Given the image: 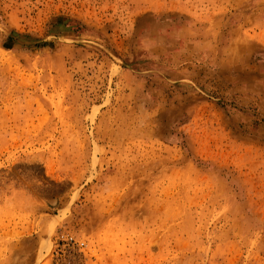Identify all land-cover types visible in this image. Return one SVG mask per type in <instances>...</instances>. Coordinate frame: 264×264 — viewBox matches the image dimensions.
Returning a JSON list of instances; mask_svg holds the SVG:
<instances>
[{
    "label": "rangeland",
    "instance_id": "374dc122",
    "mask_svg": "<svg viewBox=\"0 0 264 264\" xmlns=\"http://www.w3.org/2000/svg\"><path fill=\"white\" fill-rule=\"evenodd\" d=\"M0 264H264V0H0Z\"/></svg>",
    "mask_w": 264,
    "mask_h": 264
},
{
    "label": "built area",
    "instance_id": "2783aa9c",
    "mask_svg": "<svg viewBox=\"0 0 264 264\" xmlns=\"http://www.w3.org/2000/svg\"><path fill=\"white\" fill-rule=\"evenodd\" d=\"M58 240L59 241H64L68 244H72L73 243V240L70 236L66 235V234H62V233H59L58 235Z\"/></svg>",
    "mask_w": 264,
    "mask_h": 264
}]
</instances>
